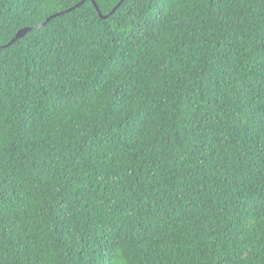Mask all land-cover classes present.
<instances>
[{
	"label": "snow or ice",
	"instance_id": "1",
	"mask_svg": "<svg viewBox=\"0 0 264 264\" xmlns=\"http://www.w3.org/2000/svg\"><path fill=\"white\" fill-rule=\"evenodd\" d=\"M23 2L29 10L55 11H46L45 19L26 26L23 35H18L22 31L11 32L14 25L7 11L0 14V264L12 261V240L19 231L18 213L13 209L10 215L8 205L11 202L19 209L25 199L17 196L16 172L12 166L5 169L2 159L5 77L13 65L21 70L23 80L22 84L16 81L20 90L14 97L20 114L17 131L31 123L32 110H43L45 101L51 110L45 127L34 134L39 139L33 134L26 136L27 162L20 168L28 170V184L40 190L41 211L51 219L62 240L79 244L80 264H85V258L91 264H134L131 254L146 252L148 246L158 247L161 230L173 222H183L185 230L192 229L194 239L212 229L215 216L227 211L225 201L249 194L247 186H240L243 181L234 186L229 178L232 169L243 166L253 186L258 184L264 194V26L259 39L253 36L255 17L264 22V0H117L105 17L111 24L103 28L83 8L85 0ZM254 4L259 9H254ZM77 9L81 11L73 17L71 13ZM57 13L73 36L86 32L94 35L90 29L107 30L118 58H112L111 53L105 57L100 78L93 75L89 79V65L69 61L62 43L66 39L64 29L57 32V25L52 24ZM182 29L191 33L188 44L180 40ZM50 31L60 38L50 37ZM177 59L183 66L173 72L176 80L172 87L179 101L172 107L183 112V131L176 141L187 136V144L170 149V163L163 150L167 122L155 123L156 114L149 116L135 103L139 95L135 85L129 87L132 80L126 73L136 71L145 61H168L171 69ZM129 60L135 62L129 64ZM188 79L190 86L185 84ZM69 104L82 113L84 121L83 127L75 121L72 129L76 151L69 150L70 142L52 144L41 135L53 116L66 112ZM175 123L173 119L167 126L174 130ZM97 126L104 130L109 144L118 143L123 151L116 150L114 158H109L105 148L103 169L93 165L89 170L96 157L93 147L85 151L84 146L97 137ZM205 127L208 131L202 132ZM150 132L154 133L151 140ZM77 156L79 160L72 159ZM125 157L133 163L125 164ZM231 175L239 180L238 171ZM94 184L103 189L99 196ZM221 184L224 187H219ZM184 193L191 207L184 202ZM251 195L254 198L255 193ZM10 197L16 199L10 201ZM32 198L39 202L35 192ZM133 199L139 205L136 208L129 203ZM147 208L152 209V220L136 232L130 246L127 233L135 231L140 213ZM173 212L175 220L166 219ZM215 250L210 245L207 255ZM57 256L61 257L60 264H69L73 259L71 245L58 249Z\"/></svg>",
	"mask_w": 264,
	"mask_h": 264
},
{
	"label": "trees",
	"instance_id": "2",
	"mask_svg": "<svg viewBox=\"0 0 264 264\" xmlns=\"http://www.w3.org/2000/svg\"><path fill=\"white\" fill-rule=\"evenodd\" d=\"M83 1V0H82ZM74 0H68V3H73ZM117 2V0H95V4L99 8V12L102 16L107 17L110 9ZM63 7L67 8V4ZM123 7V6H122ZM84 9L89 10L90 18L95 20V23L100 28L104 25H110L111 19H102L98 12L93 7L90 1H85L83 5ZM254 9H259L258 4L253 5ZM5 11L8 12V19L12 21L14 27L11 32H17L24 29L26 26L37 24L40 20H44L46 11H55L54 9H31L25 7L23 0H0V14ZM81 9H77L76 12H72L71 15L75 17ZM110 15V14H109ZM64 19H68L65 15ZM19 21V23H17ZM52 24L57 25V32L59 29H64L63 35L66 39L62 42L63 47L67 52L69 61L75 60L79 65H89L91 72L89 79L92 76L100 78V69L104 68L107 63L105 57L111 53L112 58H118L116 51L111 47L109 37L104 31H96V29H90L94 35H89L87 32L73 36L68 31V25L64 24L59 16L57 19L52 20ZM264 26V22L261 21L259 16L255 17L254 27L256 32L253 36L256 39L260 38L261 28ZM51 29V24H49ZM57 32H49V36L60 37ZM190 36L187 30L182 29L180 40L185 44L190 43ZM171 39V38H169ZM71 41L69 44L68 41ZM172 43H179V41H172ZM139 52V49H135ZM64 55V53H61ZM135 61L129 60V64ZM169 62L165 61L163 64L160 61H156L154 64L145 61L136 71L129 70L128 78L132 80V84L136 86L139 98L136 100V104L144 108L149 116L156 114L155 123L166 121L165 131L167 139L164 141V151L169 157L171 163L172 152L170 149L183 148L187 144V136L182 137L181 141L177 143L176 137L183 131L181 117L183 112L173 108L174 102L179 101V97L174 94V88L172 85L175 83L176 77L173 72L183 66V62L179 59L171 64V69L168 67ZM20 69L13 65V71L9 72L6 79V87L4 91L3 99V118L5 140L3 142V162L5 169L12 166L13 171L16 172V184L18 186L17 196L25 197L21 208L16 209L15 205L11 202L8 207L11 211L16 210L18 215L16 216L17 223L19 224V231L17 232V238L12 240V244L15 249V255L9 264H60L61 257L57 256V250H63L67 245H71V251L73 252V259L69 264H80V260L77 258V249L79 244L72 243L71 240L63 239L60 237L56 227L52 224L51 219L41 211L40 203L43 202V197L40 196V190L32 188L28 184L29 173L27 169H22L20 166L24 165L27 161L25 159L26 151L24 144L27 142L26 136L33 134L34 139H39L35 136L36 132H39L41 128H44V121L48 119L49 112L51 111L47 102L45 101V107L41 110L39 107L35 108L31 112V123L26 127L17 131L20 120V114L16 109L14 97L16 91L20 90V84L23 83L20 77ZM159 75V79L157 76ZM19 80L20 84L16 81ZM185 84H191V80L185 81ZM143 102V103H141ZM82 113H78V110L69 104V109L66 112L55 114L47 124L44 132L41 133L45 137L46 141H51L52 144L68 143L70 151H76L73 147L76 144L75 138L72 136V129L76 126L75 121H80V126H84V121L81 118ZM175 119V128H169L167 125L172 124ZM38 125V127H33ZM154 124L150 127L154 128ZM99 131L97 137L88 142V145L84 146L85 151L88 147L94 148L95 160L89 164V170L94 165L97 169H103V160L101 157L104 155V149L107 148V155L109 158L113 157V152L116 150L123 151L118 143L109 144L108 140L104 137V130L97 126ZM224 129L222 128L221 131ZM202 132H207V127L201 129ZM214 131V130H213ZM154 133L150 132L149 140ZM211 135V133H209ZM23 137V138H22ZM159 139V137H157ZM203 138V137H201ZM109 139H114L113 136H109ZM125 141L128 139L124 138ZM230 139V137H229ZM99 143L101 147H96ZM52 144H48L51 147ZM67 156V153H65ZM72 159L79 160L80 157H72ZM121 163L120 161H116ZM194 163H198L193 158ZM49 161H45L48 164ZM133 163L128 157H125V164ZM135 163H140L136 160ZM123 167L124 164H121ZM20 170H17V169ZM145 171H147V164H145ZM232 171H238L239 180H236L231 175ZM245 177H248L245 180ZM229 178L234 181V186L240 184L241 187L247 186L249 194H240L241 198L233 199L231 202L225 201L227 211H220L212 220V229H206L197 238H193L192 229L185 230L184 223L177 224L171 223L170 227H164L161 236V244L157 246H148L146 252L132 253L134 264H204L207 260V264H264V194L261 193L259 185L253 186V182L244 169L241 166L238 170L232 169L229 173ZM178 183V182H177ZM97 195L103 191L102 188L97 185ZM172 190L175 189V185L168 186ZM219 187H224L223 184ZM166 191L168 188L165 189ZM189 192H195V188H189ZM35 192L37 199L32 198V193ZM255 193V196L251 195ZM185 203L191 207V203L187 199V193H184ZM16 199V197H10ZM69 199H72V194L69 193ZM83 203V201H80ZM133 208L139 205L135 199L129 201ZM171 212L172 210L169 209ZM251 211V215L249 212ZM231 213V215H229ZM126 215V212L122 213ZM153 212L151 208H147L140 213L138 219L139 224H135V231H129L127 236L131 237L128 241L131 246L132 240H135L136 232L140 231L145 222H151ZM254 217V218H253ZM166 219L175 220V213L173 212L170 217ZM67 235V234H66ZM62 240V243L60 242ZM210 245L215 246V251L209 257L208 247ZM203 252L205 255H201ZM146 258V259H145ZM85 264H91L85 258Z\"/></svg>",
	"mask_w": 264,
	"mask_h": 264
},
{
	"label": "water",
	"instance_id": "3",
	"mask_svg": "<svg viewBox=\"0 0 264 264\" xmlns=\"http://www.w3.org/2000/svg\"><path fill=\"white\" fill-rule=\"evenodd\" d=\"M85 1H90V2H91V0H85ZM82 2H83V1H82ZM91 3H92V2H91ZM92 5H93V7L95 8V10L98 8L97 5H96L95 3H92ZM117 7H119V5H117ZM96 11H97V10H96ZM97 12H98L99 16H100L102 19L105 18V16H102V15L100 14L99 11H97ZM56 15H57V17H58V16H59V13H57ZM24 29H25V28H24ZM24 29L19 30V31H22V32L19 33L18 35H23V34H24V31H26V30H24Z\"/></svg>",
	"mask_w": 264,
	"mask_h": 264
}]
</instances>
